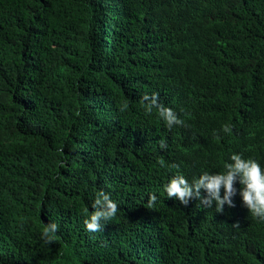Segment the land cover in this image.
I'll use <instances>...</instances> for the list:
<instances>
[{"label": "trees", "instance_id": "16d2710c", "mask_svg": "<svg viewBox=\"0 0 264 264\" xmlns=\"http://www.w3.org/2000/svg\"><path fill=\"white\" fill-rule=\"evenodd\" d=\"M186 1L39 0L34 17L33 0L0 7V264H177L178 215L209 227L180 264H264V224L240 211L239 227L224 224L164 191L178 170L219 171L232 152L264 163V0L190 13ZM153 92L182 125L147 110ZM100 189L119 209L91 232ZM47 222L59 225L50 244ZM212 232L225 250L214 238L205 255Z\"/></svg>", "mask_w": 264, "mask_h": 264}, {"label": "clouds", "instance_id": "9594fccd", "mask_svg": "<svg viewBox=\"0 0 264 264\" xmlns=\"http://www.w3.org/2000/svg\"><path fill=\"white\" fill-rule=\"evenodd\" d=\"M29 0H0V7L13 5L23 7ZM148 2L159 8L171 4L172 0H148ZM202 0H187L185 10L188 13L196 10ZM40 10L39 0H33L31 6L32 16H36ZM143 101L149 112L155 108L158 116L165 124V127L171 129L174 125H182L183 119L170 106L163 104L159 100L158 93H145ZM224 133H231L232 126L229 123L222 125ZM160 146L165 147V141L161 140ZM164 165L165 161L160 160ZM170 168L179 169L180 165L170 164ZM164 191L168 198H176L180 206H191L194 208L208 209L218 216V220L224 224L240 226V216L233 212L240 211L242 217L252 222L264 224V163L253 156H245L242 152H232L224 161L222 170L210 171L203 170L199 175L189 179L179 170L172 175L164 185ZM158 200L156 193L149 194V203L154 205ZM90 211L84 224L91 232L101 231L107 221L111 220L118 213L119 205L111 196V193L103 189L95 193V198L91 202ZM175 240L173 242L174 251L178 252L180 245H183L179 252L177 264H180L191 247H195L197 240H201L209 231V227H201L198 221L195 223L190 218L178 215ZM198 220V219H197ZM59 225L56 222H47L44 224L41 239L50 244L57 239ZM226 244H231L233 233L225 231ZM215 238L217 247L215 251L225 248L223 242L216 241L217 234L212 232L204 242L203 253L209 255L212 251L210 242ZM174 253V252H173Z\"/></svg>", "mask_w": 264, "mask_h": 264}, {"label": "bare ground", "instance_id": "6f19581e", "mask_svg": "<svg viewBox=\"0 0 264 264\" xmlns=\"http://www.w3.org/2000/svg\"><path fill=\"white\" fill-rule=\"evenodd\" d=\"M254 226H255V224H254ZM249 229V228H248ZM263 231V230H262ZM236 252V251H235Z\"/></svg>", "mask_w": 264, "mask_h": 264}]
</instances>
